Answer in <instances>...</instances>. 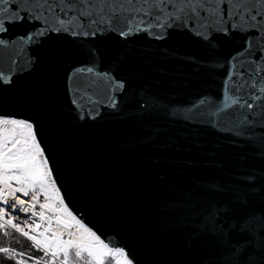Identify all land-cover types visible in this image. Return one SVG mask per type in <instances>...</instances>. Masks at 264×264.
Instances as JSON below:
<instances>
[{
    "label": "water",
    "instance_id": "water-1",
    "mask_svg": "<svg viewBox=\"0 0 264 264\" xmlns=\"http://www.w3.org/2000/svg\"><path fill=\"white\" fill-rule=\"evenodd\" d=\"M12 4L25 6L0 7ZM241 27L215 48L175 28L165 39L153 29L104 41L95 70L125 86L109 91L105 82L87 112L73 104L88 77L70 75L86 59L71 37L18 40L28 23L4 34L0 68L11 67L15 82L0 112L37 123L67 207L135 264H235L233 248L249 238L230 226L264 212V110L221 111L233 69L264 65V32ZM260 247L257 236L241 264L260 261Z\"/></svg>",
    "mask_w": 264,
    "mask_h": 264
},
{
    "label": "snow or ice",
    "instance_id": "snow-or-ice-1",
    "mask_svg": "<svg viewBox=\"0 0 264 264\" xmlns=\"http://www.w3.org/2000/svg\"><path fill=\"white\" fill-rule=\"evenodd\" d=\"M5 3L11 0H0V5ZM22 3L24 7L20 4L0 7V48L8 46L4 34L24 23L31 24L32 28L17 37L20 41L42 44L52 35L71 37L80 49L79 54L86 57L70 73L88 77L78 81V99L73 100L82 112L97 103L95 92L105 82L109 91L122 90L125 86L115 76L109 78L108 73L95 70L101 59L99 45L108 39H127L138 32L152 33L153 29H162L155 38L165 39L167 30L175 28L215 48L221 38L228 41L235 32L246 31L242 23L248 29L264 32V0H22ZM225 19L229 23L225 24ZM82 42L91 47L85 49ZM13 75L11 67L8 71L0 68V104L5 102L2 93L15 82ZM257 105L264 110V65L250 72L233 69L221 111L232 106L254 110ZM110 106L116 107L115 99ZM249 203L247 196L238 200L241 208H247ZM227 211L217 208L216 215L226 216ZM256 217L252 213L230 226L232 231L249 238L241 242L243 246L233 248V255L237 256L235 264H241V257L246 260L247 255L253 254L248 252L249 247L256 251L257 236L261 241V260L247 264H264V212L259 213L258 220ZM7 228L20 233L42 252L40 257L28 256L34 264H106L109 259L121 264L120 258L123 264H135L123 248L105 243L67 207L54 182L37 123L0 112V229ZM198 239L194 233L184 242L185 246L192 247ZM12 252L8 247H0V254H7L6 258ZM16 264H25V261L18 260Z\"/></svg>",
    "mask_w": 264,
    "mask_h": 264
},
{
    "label": "trees",
    "instance_id": "trees-1",
    "mask_svg": "<svg viewBox=\"0 0 264 264\" xmlns=\"http://www.w3.org/2000/svg\"><path fill=\"white\" fill-rule=\"evenodd\" d=\"M6 232L12 233V235H5ZM17 238H19L18 242ZM0 247H8L13 250L12 255L7 258V254H0V264H16L18 260H24L25 264H34V260H29L28 256L35 258L42 255V252L36 250L28 241L8 228L0 229ZM16 253H25V255L19 256ZM106 264H115V261L109 259Z\"/></svg>",
    "mask_w": 264,
    "mask_h": 264
},
{
    "label": "built area",
    "instance_id": "built-area-1",
    "mask_svg": "<svg viewBox=\"0 0 264 264\" xmlns=\"http://www.w3.org/2000/svg\"><path fill=\"white\" fill-rule=\"evenodd\" d=\"M43 200V197H41V201ZM37 211H39V208H37ZM21 215V218H23V214H20ZM30 215V214H29ZM33 219H35V218H33ZM9 230H11V231H13V233H16L15 232V230L14 229H11V228H8ZM27 230V229H26ZM17 235H19L20 237H22L23 239H25L26 241H28L27 240V238H25V237H23L20 233H16ZM28 243L30 244V245H32V242L31 241H28ZM39 251V250H38ZM41 252V251H40Z\"/></svg>",
    "mask_w": 264,
    "mask_h": 264
},
{
    "label": "rangeland",
    "instance_id": "rangeland-1",
    "mask_svg": "<svg viewBox=\"0 0 264 264\" xmlns=\"http://www.w3.org/2000/svg\"><path fill=\"white\" fill-rule=\"evenodd\" d=\"M121 259V264H123V258H120Z\"/></svg>",
    "mask_w": 264,
    "mask_h": 264
}]
</instances>
